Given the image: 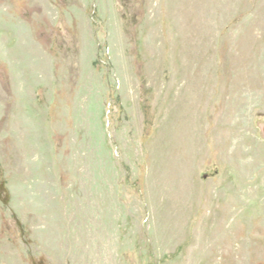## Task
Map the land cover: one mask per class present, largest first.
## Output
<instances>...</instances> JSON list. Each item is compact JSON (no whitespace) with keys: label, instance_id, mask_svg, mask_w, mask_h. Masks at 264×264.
<instances>
[{"label":"rangeland","instance_id":"obj_1","mask_svg":"<svg viewBox=\"0 0 264 264\" xmlns=\"http://www.w3.org/2000/svg\"><path fill=\"white\" fill-rule=\"evenodd\" d=\"M0 264H264V0H0Z\"/></svg>","mask_w":264,"mask_h":264}]
</instances>
